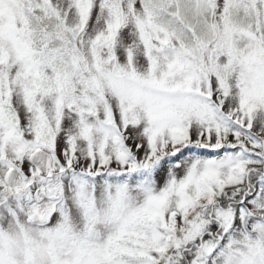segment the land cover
I'll list each match as a JSON object with an SVG mask.
<instances>
[{
	"label": "snow or ice",
	"instance_id": "snow-or-ice-1",
	"mask_svg": "<svg viewBox=\"0 0 264 264\" xmlns=\"http://www.w3.org/2000/svg\"><path fill=\"white\" fill-rule=\"evenodd\" d=\"M0 264H264V0H0Z\"/></svg>",
	"mask_w": 264,
	"mask_h": 264
}]
</instances>
